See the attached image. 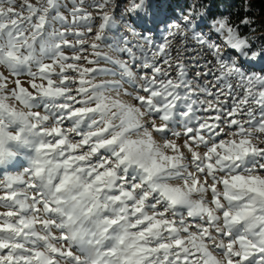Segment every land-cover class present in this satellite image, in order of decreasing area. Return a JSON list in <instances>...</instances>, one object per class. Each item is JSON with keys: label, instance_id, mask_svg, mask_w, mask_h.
<instances>
[{"label": "snow or ice", "instance_id": "6c2138e0", "mask_svg": "<svg viewBox=\"0 0 264 264\" xmlns=\"http://www.w3.org/2000/svg\"><path fill=\"white\" fill-rule=\"evenodd\" d=\"M16 3L0 0V68L8 73L0 71V264H264V75L246 72L204 33L195 39L216 66L196 73L214 77L199 93L167 39L154 50L135 45L139 79L96 42L87 45L92 55L119 73L85 67L79 61L98 59L63 50H85L93 19L85 0H71L70 15L62 0ZM109 3L91 0L101 10ZM98 15L103 32L111 17ZM210 27L240 55L264 57L227 18ZM129 43L122 37L115 50L135 64ZM108 74L120 80L95 82ZM19 156L27 164L13 173Z\"/></svg>", "mask_w": 264, "mask_h": 264}, {"label": "rangeland", "instance_id": "374dc122", "mask_svg": "<svg viewBox=\"0 0 264 264\" xmlns=\"http://www.w3.org/2000/svg\"><path fill=\"white\" fill-rule=\"evenodd\" d=\"M249 0H246L243 6L249 10L247 4ZM33 3L36 0H32ZM63 3L68 5V8L61 9L63 15H70V9L72 7L71 0H62ZM22 3V0H17L15 7L17 10H20L19 5ZM143 5L142 8L137 9L135 12L131 11L133 5ZM238 5L240 6L237 0H224L219 3V9H217L216 0H110V3L103 9L94 8L91 6V0H85L84 8L92 14L91 27L92 32L88 33L85 37V50L80 53H74L69 48H64V52L69 55H82L87 56L89 59H98L92 55L93 50L88 47L92 42H96L100 45L97 51L113 58H118L121 60L129 61L132 71L136 74V78L139 79L141 70L137 67L141 63L142 53L138 47L135 45H142L146 50L151 48L155 49L156 45L162 44L167 39L170 42V51L173 61H180L185 64L188 72V79L192 82V87L197 93L200 92V88L204 86L205 82L212 84L214 82L213 76H201L197 78L196 73H204L206 70H214L216 66V61L213 59V56L209 49L195 39L194 33H204L206 36L210 37L212 41L220 43L221 51L225 56L235 59L243 69L252 74L264 75V57H251L249 54L247 57L240 55L237 51L232 50L229 46L224 43L222 37L217 35L215 31L210 27L211 23L217 18H227L230 23L234 26H239L238 31L241 35L246 36L251 42V47L253 51L264 50V18H258L252 20L250 17H247L250 21L249 24H241L238 22V16L236 14ZM7 7V5H5ZM106 11L111 17L109 25L101 32L100 24L103 22L101 17L98 15V12ZM27 14V13H25ZM185 17H189L192 21V26L189 27L184 20ZM246 18V17H245ZM244 18V19H245ZM242 19V20H244ZM257 22V25L253 23ZM174 25H181L184 34L177 32ZM62 25L59 21L55 22V28L60 30ZM247 29L246 35L242 34L243 29ZM80 31H85L86 28H80ZM135 31L138 35L133 36L131 33ZM101 32L102 39L96 40V34ZM175 33V35H169V33ZM145 35L150 37L152 43L149 44V41L145 39ZM125 37L131 43L127 47H131L135 56L138 58L135 64L131 63L127 53H118L115 50V45L120 43L121 38ZM67 39L72 42H77V37L69 35ZM121 47L124 45L121 43ZM77 48L79 45L77 44ZM144 56H150V51H145ZM211 61V63H209ZM48 62V61H46ZM70 63L73 61H69ZM85 67H98L106 68L112 72L119 73V69L116 65L112 64L109 60L98 59V63L95 65L87 64L86 61H79ZM0 71H4L5 75H8L7 71L3 68H0ZM173 76H175V69H171ZM73 75V73H69ZM150 74V73H149ZM78 78V77H77ZM27 77H22V80H26ZM54 79H58L55 78ZM104 80L109 81H119L120 75H97L95 82L99 83ZM233 85L237 84V81H232ZM27 86V85H25ZM75 87V86H73ZM219 87V86H216ZM124 88L128 91H133L131 84L125 82ZM215 91V87L211 89ZM237 92H240V89H237ZM115 95V93H112ZM143 94V93H141ZM200 99H210L204 95H200ZM238 98V97H237ZM122 99H125L129 102L134 103L131 97L122 96ZM225 97H221V100H224ZM232 98L228 99V104H232ZM204 115V113H201ZM160 122L159 120L157 121ZM66 128H71L70 123H65ZM176 130H181L177 128ZM70 138L78 140L79 137H75V134H71ZM173 138V137H169ZM157 141H161L162 138L159 135H156ZM184 137H181L177 142L182 143ZM261 139H264V135L261 136ZM201 152L205 151L203 147L199 149ZM19 160V166L17 169H10L11 172L22 171L23 167L26 166L27 161L23 156L17 158ZM0 179H3V175H0ZM4 209L0 208V211ZM75 251V249H74ZM218 256L220 253H216Z\"/></svg>", "mask_w": 264, "mask_h": 264}, {"label": "trees", "instance_id": "16d2710c", "mask_svg": "<svg viewBox=\"0 0 264 264\" xmlns=\"http://www.w3.org/2000/svg\"><path fill=\"white\" fill-rule=\"evenodd\" d=\"M224 0H216L217 3V9H219V3L222 2ZM240 4V6L238 5L236 14L238 16V22H241L242 19H244L245 17H250L252 20L258 19L260 18H264V0H249L247 2L248 6H249V10H247L246 8H244L243 5L244 3H246V0H237ZM253 23V25H257V22ZM241 29H243L242 34L246 35L247 29H244L241 27Z\"/></svg>", "mask_w": 264, "mask_h": 264}, {"label": "bare ground", "instance_id": "6f19581e", "mask_svg": "<svg viewBox=\"0 0 264 264\" xmlns=\"http://www.w3.org/2000/svg\"><path fill=\"white\" fill-rule=\"evenodd\" d=\"M19 163H20V162H19V160L17 159V161L15 162V165H16V166L14 167V169H17V168H18Z\"/></svg>", "mask_w": 264, "mask_h": 264}]
</instances>
